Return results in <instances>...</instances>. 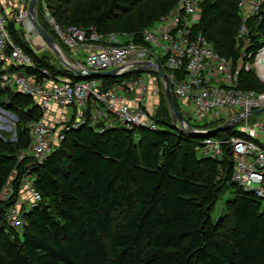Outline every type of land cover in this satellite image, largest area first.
<instances>
[{
    "label": "trees",
    "instance_id": "1",
    "mask_svg": "<svg viewBox=\"0 0 264 264\" xmlns=\"http://www.w3.org/2000/svg\"><path fill=\"white\" fill-rule=\"evenodd\" d=\"M41 2L38 12L46 6L62 27H95L101 34H127L142 43L143 32L178 0ZM250 26L254 44L247 52L254 62L264 48V20L256 16ZM239 27L238 0L204 2L199 31L233 61L240 52L235 47ZM51 36L56 39L53 30ZM14 39L39 67L48 65L20 35ZM258 79L253 70H243L240 87L261 92L264 84ZM0 96L10 101L8 106L0 101L3 110L20 115L17 142L0 148V194L15 174L17 193L20 176L32 161L19 157L30 146L27 127L42 113L32 99L1 84ZM156 122V130L66 131L62 147L32 171L41 204L28 212L21 233L0 231V264H264V208L253 193L233 183L230 147L224 146L221 159L199 158L197 147L204 138L174 125L163 94ZM216 137L246 136L234 127ZM227 191L232 194L231 230L221 229L211 216ZM16 197L0 203V221Z\"/></svg>",
    "mask_w": 264,
    "mask_h": 264
},
{
    "label": "built area",
    "instance_id": "2",
    "mask_svg": "<svg viewBox=\"0 0 264 264\" xmlns=\"http://www.w3.org/2000/svg\"><path fill=\"white\" fill-rule=\"evenodd\" d=\"M205 1L178 0L169 13L143 32L142 43L128 40L125 44L119 39L129 38L127 34H101L95 27H62L44 6L64 63L57 58L75 78L52 74L35 63L14 39L16 33L20 35L34 55L28 42L31 36L37 49L39 44L50 48L29 17L28 4L6 8L0 1V84L32 99L42 113L27 127L30 146L19 157H30L32 161L20 176L17 193L15 180L19 175L15 174L0 194V203L9 202L17 194L15 203L1 216L0 231L11 228L21 233L27 225L28 212L41 204L32 171L58 149L54 147L63 143L66 131L81 127L95 128L99 133L157 129L156 117L166 84L157 68L148 64L159 66L165 74L185 119L183 125L179 124L184 129L194 126L189 121H206L205 125L223 121L224 125L241 116L238 123L244 122L245 127L239 131L245 138H204L197 152L203 158L218 160L226 155L224 146H229L234 161L233 183L253 193L264 208V146L258 140L264 133V121L249 126L251 115H257L252 112L264 109V92L242 89L239 80L243 70L256 73L253 66L264 51L263 48L255 55L254 62L253 55L247 52L254 44L252 19L259 16V21L264 20V0H238L240 27L235 47L240 52L236 61L220 55L199 31ZM140 68L141 73L134 72ZM111 71L119 77L90 78L92 72ZM129 72L134 73L122 76ZM60 122L63 125L57 128Z\"/></svg>",
    "mask_w": 264,
    "mask_h": 264
},
{
    "label": "rangeland",
    "instance_id": "3",
    "mask_svg": "<svg viewBox=\"0 0 264 264\" xmlns=\"http://www.w3.org/2000/svg\"><path fill=\"white\" fill-rule=\"evenodd\" d=\"M41 1L42 0H39L37 11L39 10V8L42 5ZM22 2H24V1H22ZM29 3H30V0H25V4H28V6H29ZM74 5H71L70 7L72 8ZM43 11H44V7L40 13L38 12L39 16L37 19H38L39 23L41 24V26L42 25L45 26L46 29L45 28L44 29L51 35V31L53 30V28L51 26V22H50L49 18H47L45 16V13ZM50 14H51V12H50ZM108 24H110V23H108ZM109 34H112V33H109ZM128 40H130L128 37L120 36L119 42L122 44H125ZM33 41H34V36H31V38L29 39L28 42H29L30 46L35 50V55L38 58H41V59L43 58L42 59L43 61L48 62V65H46L43 68L47 69L52 74L56 73L57 75L63 76L62 74L65 71V66L57 58L54 51H52L47 46H43L42 44H39V46H38L39 49H37L34 46ZM55 70H56V72H55ZM261 83H263V82H261ZM260 88H261V91L264 92V85L263 86L260 85ZM163 95L165 96V93H163ZM6 99H7L6 97L0 96V101H2V100L5 101ZM174 101H175L177 108L179 109V106L177 105V103H176L177 101L175 100V98H174ZM167 106H168V103H167ZM4 111L7 112L5 115H2L3 113L0 112V148H2L5 145H9V144L17 142L16 131H17V126H18V121L20 120V115L18 113H11L7 110H4ZM8 113H10V114H8ZM171 116L173 119L172 113H171ZM232 120H235V119H231V121ZM260 121H264V113L263 114H257V115H251L250 120H249V126H251L255 122H260ZM189 122H190V125H194V126H190L191 128L201 129V130L202 129L205 130L208 128H214V130H215V129H218V128L223 126V124H222L223 121L215 123V124L220 123L218 125L211 124V123H207V125H205L206 121H201V122L194 121V123H192L193 121H189ZM238 122H239V120H238ZM238 122L235 124V126L231 127L230 129L235 127L237 129V131H239L240 129L245 127L244 122H240V123H238ZM58 124L59 125L57 126V128L61 127L63 125L61 122ZM177 125L179 128H181V126L179 124H177ZM205 131H208V130H205ZM258 139L260 140L261 144L264 145V133H260ZM61 147H62V144L61 145H55L54 149H56V148L59 149ZM197 154H198L199 158L204 157L202 153H197ZM231 195L232 194L229 193L228 191L225 192L223 194V196L220 197L219 202L216 204V206L214 207V209L211 212V216H212L213 220L215 221V223L219 224L220 228L225 229V230H231L232 226H233L232 209H231L230 205H228V200L231 199Z\"/></svg>",
    "mask_w": 264,
    "mask_h": 264
},
{
    "label": "water",
    "instance_id": "4",
    "mask_svg": "<svg viewBox=\"0 0 264 264\" xmlns=\"http://www.w3.org/2000/svg\"><path fill=\"white\" fill-rule=\"evenodd\" d=\"M38 4H39V0H30L29 6H28L29 17L32 20V22L34 23V25L36 26L40 35L44 38V40L48 44V46L54 51L55 55L64 63L62 55L58 50V44H57L56 40L41 26V24L37 20ZM148 66L157 68L159 76L161 77V79L166 84L165 85V96H166V100H167V103L169 106V110L173 115L174 125H176V126H177V124L183 125V123L185 122V119L180 114V112H179V110L175 104L174 97H173L171 88H170V86L167 83V80L165 78V74L163 73L161 68L155 64H148ZM142 71L143 70L140 68L134 72L141 73ZM134 72L124 73V74H122V76L124 77V76L129 75V74L134 73ZM79 76L82 77V74H79ZM118 77H119V75H117L115 71L103 72V73H97V72L90 73V78H96V79H101V78H113V79H115ZM3 103L5 106H8L10 104V101L8 99H6ZM5 113H7V112H5ZM263 113H264V109L252 112V114H263ZM8 114H10V113H8ZM240 118H241V116H239L235 120L227 122L225 125H223L222 127L218 128V129L206 131V132L196 131L192 128L184 129L183 126H181V128H182V130L186 131L187 133L192 134L194 136L201 137V138L215 137L218 133L225 132V131L229 130L231 127L235 126V124L238 122V120Z\"/></svg>",
    "mask_w": 264,
    "mask_h": 264
},
{
    "label": "bare ground",
    "instance_id": "5",
    "mask_svg": "<svg viewBox=\"0 0 264 264\" xmlns=\"http://www.w3.org/2000/svg\"><path fill=\"white\" fill-rule=\"evenodd\" d=\"M253 69L256 70V75L259 78V80L264 83V51L261 52V54L259 55L257 61L255 62L253 66Z\"/></svg>",
    "mask_w": 264,
    "mask_h": 264
},
{
    "label": "crops",
    "instance_id": "6",
    "mask_svg": "<svg viewBox=\"0 0 264 264\" xmlns=\"http://www.w3.org/2000/svg\"><path fill=\"white\" fill-rule=\"evenodd\" d=\"M0 1L5 4L6 8H12L15 6H17L18 8H23L24 6H26L25 0H0Z\"/></svg>",
    "mask_w": 264,
    "mask_h": 264
}]
</instances>
